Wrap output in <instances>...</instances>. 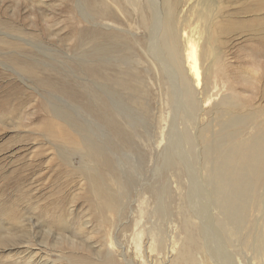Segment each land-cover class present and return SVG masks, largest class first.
Instances as JSON below:
<instances>
[{
  "label": "rangeland",
  "instance_id": "374dc122",
  "mask_svg": "<svg viewBox=\"0 0 264 264\" xmlns=\"http://www.w3.org/2000/svg\"><path fill=\"white\" fill-rule=\"evenodd\" d=\"M93 1L0 0V33L10 34L0 35L10 40L15 39L12 34L22 37L24 40L19 42L37 57L39 69L52 73L59 83L72 84L84 96L73 100L59 91L51 94L39 87L36 91L31 88L36 87L31 79L21 78L0 63V97L10 90V84H15L21 88L17 98L30 99L23 113L0 111V228L6 240L0 244V264H16L18 260L76 264V259L81 258L94 263L110 258L113 264H187L177 250L168 256L166 253L172 247L190 249L196 260L204 258L203 235L215 257L227 252H220L221 244L226 242L230 252L225 253L236 257L232 264H238L241 257L244 264H264V165L262 176L256 179L247 169L236 170L233 159L223 155L226 150H237L243 139L254 140L248 138L258 131L249 129L231 138L228 133L238 128H228L227 120H242L249 109L228 114L224 106H218L223 99L236 100V94L247 103L249 91L239 88L235 94L226 83L217 87L215 81L221 80L214 79L213 68L206 71L207 86L202 83L201 92L187 93L184 89L192 80L186 54L190 41L199 38L203 24L200 12L206 11L203 0L182 5L178 19L186 32L178 36L183 53L179 60L185 70L182 73H177L171 61L166 64L165 55L160 57L161 38L148 30L151 20L146 25L142 23L131 4L134 0ZM224 1L228 9H238L242 4ZM146 2L143 0V4ZM103 24L113 26L123 39L100 44L92 41L94 30L106 29ZM250 36L230 37L223 50L225 59L228 57L235 67L230 71L243 72L252 87L250 92L256 95V104L264 107L259 96L264 86V58L248 52L247 48L257 44ZM210 56L209 52L206 61ZM100 61H105L103 67L122 70L124 73L118 72V76L129 77L128 85H121L111 76L92 75L87 65L100 66ZM84 100L104 105L108 115L90 111L83 105ZM52 108L66 120L54 117L49 110ZM258 120L263 130L264 115ZM117 124L120 131L115 132ZM48 126L64 131L65 138L59 133L55 137L48 135ZM85 135L94 141L91 145L96 146L95 154L100 157L91 158L86 150L83 152ZM205 146H210L208 158L201 151ZM81 165L100 173V182L117 199L115 209L100 212L91 204L89 183L79 172ZM235 171L242 175L238 188L232 176ZM242 205L249 206L247 212L242 213ZM225 220L229 227L245 225L240 228L244 235L223 234V238H217L218 227ZM186 228L191 229L189 236L184 234ZM242 242L241 252L237 245ZM253 244L261 250L260 255ZM162 256L167 257L164 262ZM208 262L212 264L210 259Z\"/></svg>",
  "mask_w": 264,
  "mask_h": 264
},
{
  "label": "bare ground",
  "instance_id": "6f19581e",
  "mask_svg": "<svg viewBox=\"0 0 264 264\" xmlns=\"http://www.w3.org/2000/svg\"><path fill=\"white\" fill-rule=\"evenodd\" d=\"M134 1H135V3L131 2V1L130 2L134 6V8L136 9V13L140 16L142 23L144 25H146L148 20H151L152 24L148 26V30L152 33H154V31L157 32L161 38V43H162L163 47H160L161 46L160 44H158L160 46L156 47L157 48L156 51H158L159 47L161 49L163 48V50H162L163 53L160 52L161 50L159 49V52L162 54V56L160 55V57H163V55H165V57L167 59L166 62L169 60L172 63H174V66L176 68L177 73L184 72L185 70L184 71L182 70V68H181L182 65H181V62L179 60L181 55H183V53L180 51V49H181L180 37H182V32L184 30H183V26L178 25V19H179L180 14L182 13V5L184 3L191 4V2H195V1L198 2L199 0H146L147 1L146 4H143V0H134ZM226 1L228 3H230L229 0H226ZM92 2H94V1L92 0ZM236 2L242 3L238 7V9H230V8L228 9L229 5H226L224 0H203V4L205 5L206 11H203L204 9H201V12L199 11L201 13L200 17H201L202 23H203V24H201L200 29H199V33H198L199 38L196 39L197 41L196 40L190 41V46H189L190 50L186 54L187 58H188V65L187 64L186 65L188 66L189 71L192 74L191 75L192 80H191V83L190 82H189V84L187 83V86H186V88L184 87V89H186L187 93L201 92L202 88H200V86H204V85L207 86L208 77H207L206 71L208 70V68H209V71L211 68H213L212 74L213 75L215 74L214 79L216 77L218 80L220 79L222 81V82L220 81V83L218 81H215V85L217 87L226 83L228 85L229 89L232 88L231 90L235 94L237 93V90L239 88L242 90L249 91L250 97H249V99H247V103L240 101L239 97L236 94L235 95L236 100H231V101L227 102L223 99L220 102L221 104H219L218 106H220V107L224 106L223 109H226L228 111V114L229 113L235 114L236 112L241 111L243 109H249V113L245 112L247 114L246 118H243L242 120L230 118L229 121L227 120L226 126H228V128H234V127L238 128V129H233L232 131H230V133H228L231 138L233 137V139L239 134H242V135L245 134L247 132V130H249V129H253L255 131L257 130L258 132L256 134H254L252 136L250 134V136H249L250 138H248V139H252V138L254 139L255 138L256 140L255 139L254 140H247V138L243 139L241 144H240V142H238L240 144V146L239 147L237 146L238 147L237 150H235V151L226 150L225 154H223V155H224V157H228V158L233 159L234 167L236 168V170L237 169L238 170L247 169L248 171H251V173H253L255 178L257 179V177L262 176V174H263L262 166L264 165V129L261 130L262 129L261 127H263L262 126L263 123L261 120H258L260 116L264 115V107L261 104H256V101H257L256 95L255 94L252 95V93L250 92V91H252L251 90L252 87L250 85H248V81L243 76V72L241 70H238V69L237 70L233 69L232 71H230L231 68H235V67L231 66V62H230V59L228 57L225 59V51L223 50V48L227 45L228 39L230 37H234L236 35H242V34H249V35H251L250 37L252 39L257 41V44L255 46L253 45L252 47H250V49L247 48L248 52L255 55L256 57H258L260 59L264 58V0H254V1L236 0ZM230 5H231V3H230ZM99 15L101 17L105 16V14L104 15L99 14ZM103 27L104 28L106 27V29L105 30H94L93 35H92L93 36L92 41H94L95 43L100 44V43L107 42V40L112 41V40H117V39H123V35L115 32L116 30L113 29V26H110L109 24H103ZM95 29H97V28H95ZM1 33L10 35L6 32H1ZM183 35H185V34H183ZM178 36H180V37H178ZM11 37H15V39L10 40V39H7L6 37L0 35V63H2L5 66H9L16 74H19L21 78L31 79L32 83L36 86V87L32 86L31 88H34L36 91H38V87H39V89L43 88L47 92H50L51 94H54L55 92L57 93L59 91L63 95H67L68 97L72 98L73 100L84 98L83 94L80 91H78L77 89H74L72 84L65 83L64 79H63L64 82L59 83V82L55 81V76L52 73H48L49 71L47 72V70L42 71V69H39L38 66H36L38 64V62L36 60L37 57L35 58V56L30 54L22 46L21 42H19L20 40H24L22 37H19L17 35H13V34L11 35ZM200 38L203 39L201 41V44H200ZM187 43H188V41H187ZM185 44H186V42H185ZM118 45H119V43H118ZM186 45H185V47H186ZM115 46H114V48H115ZM199 46H200V48H199ZM102 48L104 49V47H100L99 49H102ZM112 49H113V47H112ZM105 50H107V49L105 48ZM209 52H210V54H212V56H210V58L207 59V61H206L205 56L207 54H209ZM187 58H185V59H187ZM163 61L162 62L165 63L164 59H163ZM169 61L166 64L169 65ZM94 63H89L87 65V69L94 76L105 77V78L111 76V77H114V79H116V80L118 79V82L124 86L128 85V82L131 80L129 77H119L118 76V75H120V74H118V72L122 73V74L124 73L122 70L113 69L112 67H111L112 69H108V67L107 68L103 67L102 65L105 64V61H104V63L101 62L99 64L100 66H98V64L96 65ZM166 66H163V67L165 68ZM262 68L264 69V66H262ZM165 69H167V68H165ZM157 70H158V68H157ZM220 73L223 74L222 78H220L221 77ZM106 75H107V77H106ZM183 77H184V75H183ZM261 77H262V79H264V74ZM202 83L204 85H201ZM9 89L10 90L6 93V95H4L3 97H0V111L4 113L7 109H10V111L13 112L15 115L23 113L21 110L23 109V107H26L28 105V103L30 102L29 97H25L23 99H20V98L18 99L17 94L21 91V88L16 86L15 84H12V85L10 84ZM259 91H260V93H259L260 99L262 102H264V86L261 89H259ZM84 104H85V107L88 108L90 111L92 110L93 112H96L98 114H101L103 112L107 114V111H106V108L104 105H101L99 103L88 102L85 100H84L83 105ZM106 107H108V106H106ZM24 109H23V111H24ZM217 109L219 110V108H217ZM49 110L51 111V113H53L54 117L59 118V119L64 118L56 108H52ZM245 111H247V110H245ZM243 112H244V110H243ZM100 117H102V115ZM63 120H66V119L64 118ZM2 121H4V119ZM109 122H111V121H109ZM110 124L112 125V123H110ZM48 127H49L48 133H47L48 135L55 137L59 133V135H60L59 137L65 138L66 133L64 131H62L61 129L57 130V128H55V126H48ZM113 130L115 132L117 130L120 131L119 124L114 126ZM77 131H78V129H77ZM83 137H84L83 141H82L83 149H84L83 152L86 150V154H88V157L90 156L91 158L93 155L100 157L99 154H95V151L97 152L96 146L93 147L92 146L93 143H91L94 141H90L87 138V135H85ZM80 139L81 138H79L78 140H80ZM69 140L70 139H68L67 141H69ZM52 141H50V142L52 143ZM250 141H253L254 143L250 142ZM82 143H80V144L82 145ZM95 143L97 144L98 142H95ZM96 144H94V145H96ZM97 145H98L97 147H99V148L101 147L100 144H97ZM209 147L205 146L204 149L201 150L203 152V154L206 155V157L208 154L207 152H209L208 151ZM231 147H232V145H231ZM88 148L91 149L89 152H88ZM211 149H213V147ZM232 149H233V147H232ZM214 151H216V150L214 149ZM93 158H95V157L93 156ZM95 160L96 159H94V161ZM105 160H106L105 163H108L107 159H105ZM219 163H220V161H219ZM216 165H217V163H216ZM108 166H111V165H108ZM218 167L219 166L217 165V168ZM79 172L83 176V178L86 179L87 182L89 183V192L91 194L90 195L91 204L98 207L100 212L105 210V209H108L111 211H112V209H115V207L118 203L117 199L115 198V195H113L111 192H109L108 188L107 187L105 188L104 185H102V183L100 182V179H99V178H101L100 173L98 171H96L95 168L92 169L91 167L89 168L87 166L82 167V165H81V167H79ZM233 173L234 174L232 176H234V178H235V184L237 187L238 186L237 184H239L242 180V175L238 171H235ZM216 183H217V180H215V184ZM234 190H236V189L234 188ZM238 191H239V189L236 190V192H238ZM225 193L227 194V192H225ZM234 194H236V193H234ZM229 195H230V193H229ZM210 196H208V197H210ZM234 196H236V195H234ZM250 196L252 197V195H250ZM225 197L228 198L226 195H225ZM215 198H216V196L214 194L213 198H212L213 201H215ZM221 198H222V196H221ZM236 198H238V197H236ZM228 200H229V198H228ZM237 200H239V198ZM231 201H232V199H231ZM249 201L250 200H248V202ZM235 202H240V201H235ZM228 203H230V202H228ZM250 203H251V201H250ZM250 203H248V204H250ZM220 205H222V204H220ZM230 205H233V204L231 203ZM255 205H256V203H255ZM242 206L244 207V209L242 208L243 210L241 209L242 213L247 212L249 209V206H247V207L244 205H242ZM222 210H223V208H222ZM231 211H233V210L230 209V212ZM238 211H240V210H238ZM221 212L225 213L224 210ZM228 212L229 211H227V214H229ZM237 213L239 215V212H237ZM231 214H232V212H231ZM232 215L234 217L235 213ZM223 217L224 216H222V219H223ZM237 217H239V216H237ZM226 219H228L227 216H226ZM225 222H226V220L224 221V225H221V227H218L220 229L215 234L217 238H219L220 236L222 237L223 234H229V236L231 235L233 237H236V236L239 237L241 235L242 236L244 235V232H243V234H241V232H242L241 229H242V227L245 228V225L242 227L240 226V228H241L240 229V228H238V225H237V227L236 226L232 227L233 225L231 227H229L230 224L227 226V224H225ZM1 229L2 228H0V244H3L6 240H3V237L1 235ZM200 229H202V228H200ZM205 229H206V227H205ZM211 229H210V231H211ZM215 229H217V227ZM249 229H248V231H249ZM206 230H208V229H206ZM246 230H247V228H246ZM201 232L203 233V231H201ZM191 233H192L191 229L186 228V231L184 234H186V236H189ZM193 235H194V233H193ZM201 236H202V234H201ZM227 237H228V235H227ZM227 237L225 236V238H227ZM250 237H252V236H250ZM192 238L194 239V237H192ZM202 238L204 239V244L201 247V250L203 249L205 251L204 254L206 257H204V258L199 257V259L196 260L195 254L192 250L189 249L188 251H186V250L180 251L178 249H175L174 247L169 249V251L166 253L167 254L166 256H168V254L177 250L178 251L177 255L182 260L183 259L186 260L185 262L187 264H189L190 262H192L191 264H209V262H208L209 259H210V261H212V264H232L235 262L234 260L236 257L234 258V255L233 256L227 255L230 251L227 249V246L225 244L226 242L222 243V244L220 242H215L216 244L217 243L219 245L221 244V247H220L221 251L219 250L220 252L227 250V252L225 251L227 254L224 252V254L227 256H224V254H223L224 257L222 256V257L218 258V257H215V255H214L215 253H213V251L210 249L211 247H209V246H211V245L210 244L207 245L209 242L206 243L207 241H206L204 235ZM195 241H196V239H195ZM198 242H201V241H198ZM210 242L214 243L212 241H210ZM254 243H255V241H254ZM236 244H238V243H236ZM236 244H234V246ZM227 245H229V244H227ZM237 246H239L238 247L239 251L242 252L244 250V243L243 242ZM253 247H254L253 249L258 251V255H260L262 253L261 250L256 248V246L254 244H253ZM185 248H186V246H185ZM216 248H217V246H216ZM197 250H199V249H197ZM197 252H199V251H197ZM216 255H219V254H216ZM166 256L165 257L162 256L164 259L161 258L162 259L161 262H164V260H166V258H167ZM208 257H210V258H208ZM241 258L237 259L238 264H244V262ZM256 258L258 259V257H256ZM247 259H249V258L247 257ZM259 259H258V261H259ZM31 261H33V260H31ZM262 261H263V259H262ZM24 263L32 264L33 262L27 263V262H24L22 260H18L16 264H24ZM75 263L76 264H113V261L110 260V258L109 259L107 258L106 261H104V262L99 261V262L94 263L88 259L86 260L85 258H81V259H76ZM8 264H11V263H8ZM168 264H174V262L173 263L168 262ZM175 264H177V263L175 262Z\"/></svg>",
  "mask_w": 264,
  "mask_h": 264
}]
</instances>
